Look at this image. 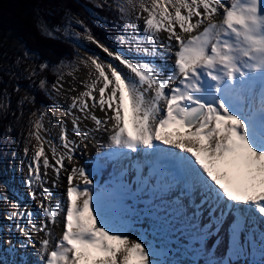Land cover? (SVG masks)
<instances>
[{"label":"snow or ice","instance_id":"obj_1","mask_svg":"<svg viewBox=\"0 0 264 264\" xmlns=\"http://www.w3.org/2000/svg\"><path fill=\"white\" fill-rule=\"evenodd\" d=\"M105 5L112 8L108 0L97 7ZM115 10L124 22L120 50L76 20L110 60L80 62L82 91L76 65H62L73 83L65 89L60 71L52 89L67 103L31 121L36 145L31 156L24 148L21 182L38 212L26 201L10 203L0 264H181L160 258L166 241L147 239L158 229L189 240L204 264L243 256L253 258L241 264H264V0H115ZM37 26L53 36L46 23ZM49 113L54 120L45 126ZM105 133L109 150L95 166L75 164L78 150ZM105 168L109 181L96 183ZM62 177L67 187L57 196ZM222 234L228 254L217 259L205 242Z\"/></svg>","mask_w":264,"mask_h":264},{"label":"trees","instance_id":"obj_2","mask_svg":"<svg viewBox=\"0 0 264 264\" xmlns=\"http://www.w3.org/2000/svg\"><path fill=\"white\" fill-rule=\"evenodd\" d=\"M108 3L112 5L111 9L107 5L97 7L104 4V0H0V52L9 63L0 60V90L9 100L0 118V153L3 154L6 141L18 135L33 112L39 115L43 107L51 103L48 88L46 85L40 87L38 76L19 78V73L10 68L17 66L24 54L16 47H8V39L21 44L36 64L48 65L42 74L50 87L58 76L57 69L70 65L77 57L79 40L76 33L88 35L76 20H83L97 40L115 50L123 21L115 10V0H108ZM97 19L99 23H96ZM38 20L52 28L51 38L42 34ZM18 87L25 91V96Z\"/></svg>","mask_w":264,"mask_h":264},{"label":"rangeland","instance_id":"obj_3","mask_svg":"<svg viewBox=\"0 0 264 264\" xmlns=\"http://www.w3.org/2000/svg\"><path fill=\"white\" fill-rule=\"evenodd\" d=\"M124 23V22H123ZM122 34V33H121ZM76 38H78V50L77 57L73 60V62L70 65H76L77 69L80 68V62L89 57V56H98L100 57L101 61L103 62H109L110 58L107 56L106 53L103 52L102 49H100L95 43L88 41L87 36L84 35H75ZM7 46L10 48L16 47L17 50L21 51L24 55V59L22 61H17V66H11L10 68L14 70L15 73H19L18 77L21 76H30V75H36L41 80H45L43 77L42 71L40 66L42 64H36L34 57L29 54L28 51H26L21 44L16 43L12 39H8ZM98 47L101 50L98 52L95 48ZM115 50H120L119 46L115 48ZM21 59V58H20ZM0 60L4 62L5 64L9 65L8 61L5 58V55L0 52ZM118 63V62H116ZM33 70H35V74H33ZM70 68L67 67H59L57 69L58 75L60 71H63L65 73V76L70 71ZM57 78L54 83H56ZM53 83V84H54ZM48 88V96L51 98V103L48 105H45L42 109L44 111L45 109H49L53 106L54 103H58L60 105L65 104L64 100L62 99L63 93H61L59 96L55 93V91L52 89V86ZM18 89H20L18 87ZM21 95L25 96L26 93L23 89H20ZM9 100L7 98V95L4 93L3 90H0V118L1 115L5 112V110L8 107ZM63 109V108H61ZM39 115L29 117L25 124L20 128V131L16 137L13 139H8L9 141H6L4 145V152L3 157L6 159L3 162H0V193H3L7 196L8 200L5 202L4 200L0 199V216L3 217L5 209L10 208V203L14 201L5 191L10 189H15L20 186V183L23 184L22 178L25 177V174L27 173V167L26 164L28 163V158L24 156V148L25 146H28L30 149L29 156L32 154V148L34 145H36L35 139H31V143H29V137L28 133L31 130V121H34L37 119ZM21 160H24V164H21ZM24 186L26 184H23ZM29 191V190H28ZM28 193V192H27ZM142 208L144 207L141 205ZM1 217V218H2ZM3 219V218H2ZM173 238L179 240L176 244L174 253L172 256H170L169 260L171 261H180L181 263L186 257V253L189 252V246L188 244H184L182 242L181 236L179 234H173ZM188 246V247H187ZM185 248H188V251H185ZM259 259V256H258Z\"/></svg>","mask_w":264,"mask_h":264},{"label":"bare ground","instance_id":"obj_4","mask_svg":"<svg viewBox=\"0 0 264 264\" xmlns=\"http://www.w3.org/2000/svg\"><path fill=\"white\" fill-rule=\"evenodd\" d=\"M95 48V47H94ZM98 52H100L101 54V50L96 47L95 48ZM170 56V61L171 59H174V57H172V54L169 53ZM80 68L77 69L75 75V82L78 85V91H82L83 90V85L79 84L80 80L86 79L87 78V69L84 68L83 64H80ZM65 85V89H67V87L69 86V84L73 83V78L66 75L64 78V81H62ZM74 95L77 93H73ZM62 99L64 100L65 103H67V100L65 98V96L63 95ZM63 112V109H61L60 112H56L54 115L55 116H59L61 115ZM96 114L98 116H103V113L99 112V110L96 111ZM54 115L52 113H49L48 116H45L44 118V123L45 126L48 125V121L49 120H54ZM85 124H87V126L89 128L92 127V122L91 121H85ZM129 127H131V124L129 123ZM59 132V128H53V135H57ZM90 139H91V134H90ZM98 141V142H97ZM85 143H88L87 141ZM109 140L107 137V134H103V135H97L96 136V140L93 141L92 143H88V147L84 148L81 147L75 157V161L74 163L77 164L78 166H85L87 169L91 170L95 164L97 163L96 157L97 154L99 152H104V151H108L109 150ZM135 156L134 154H131L129 156V160H132L133 162H135ZM67 163V162H66ZM69 168L71 167L70 165L68 166ZM49 174L51 175V170H49ZM112 174V169L109 168H105L103 170H100L96 175H95V180L96 183L98 184H104L107 183L109 181V177ZM67 187V181H66V177H62L59 183L58 188L55 190L57 196L59 195V193L64 192L66 190ZM13 200L16 201H20V202H27V206L29 209H32L34 212H38V209L36 208L35 203L31 200V197L28 195V188L27 185H23L20 183V186L15 188V189H10V190H6L5 191ZM143 204H138V207L142 208ZM23 206V205H22ZM144 206V205H143ZM6 211L4 212L3 217L0 216V224L2 223H7V221H5L4 217L5 214L9 211H11V208L5 209ZM3 219H2V218ZM141 227L143 229H147L148 228V224L144 223L141 225ZM227 227V225H225V228ZM54 234L57 238H59V236L62 233V224L57 225L54 227ZM37 234V233H34ZM39 235H43L42 233H40ZM153 237H155V240H153ZM182 242L184 244H188L189 246V252L186 253V257L183 260V262L181 264H192V261H196V264H204V260L206 259L204 256L202 255H194L191 252V247L192 244L190 243L189 240L185 239L184 237H181ZM130 239H135V236L130 237ZM147 239L149 240H153V242H167V247L164 249V251L161 254V259L162 260H169L170 256L173 255L176 244L178 243L179 240L173 238V235H169L167 232L165 231H160L159 229L156 232H153L150 236L147 237ZM206 246L211 250V254L219 259L220 256H224L225 258L227 257L228 254V237L225 234H222L220 236V240L219 242L217 241V238L215 236L209 238L206 240L205 242ZM38 246V245H37ZM188 247V246H187ZM51 250V249H50ZM252 248H249L248 251H252ZM259 253H258V248L256 249V255L255 258L258 259ZM253 257L251 256H243L240 257L238 259V261L236 262V264H241L242 261L247 262L249 260H251Z\"/></svg>","mask_w":264,"mask_h":264}]
</instances>
